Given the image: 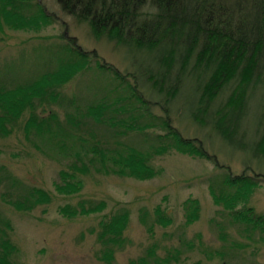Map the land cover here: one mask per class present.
I'll return each mask as SVG.
<instances>
[{"label":"rangeland","instance_id":"1","mask_svg":"<svg viewBox=\"0 0 264 264\" xmlns=\"http://www.w3.org/2000/svg\"><path fill=\"white\" fill-rule=\"evenodd\" d=\"M38 1L47 14L54 16L50 24L14 28L0 13V93L12 87L26 89L27 85L39 84L47 69L61 73L63 67L79 63L62 48L67 43L63 37L76 38L82 49L95 52L99 59L122 73L132 71L123 58L122 48L113 42L96 40L87 24L62 13L55 0ZM85 67L62 84L36 85L51 86V92L56 89L52 92L57 95L56 101L48 96L36 100L33 121L28 108L16 109L17 114L22 112L15 120L17 123L7 122L0 131V228L16 247L17 251L10 256L12 264H131L147 256L149 249L153 252L148 262L169 256L168 264H264L262 238L233 224L223 213V205L214 203L215 197L223 202L234 189L226 183L224 171L212 162L169 149L149 160L159 170L153 178L139 180L107 172L113 169L109 158L122 144L149 153L158 146L155 134L164 132L134 129L127 133L123 128H109L90 117H83L75 130L67 122L68 116L76 119L79 110L88 113L90 105L103 101L110 107L105 113L106 121L117 116L132 126L148 123L150 116L145 105L137 101L138 95L131 96L130 78L120 82L108 72L96 69L93 60ZM73 96L78 99L74 103L75 114L71 106H65V98ZM152 111L162 115L159 108ZM182 114V109H176L171 112V118L172 126L184 138L204 141L207 153L233 175L245 170V154L228 149L218 137L208 135V130ZM41 121L46 122L43 124L46 128L39 131ZM95 149L106 156L104 162L100 154L93 152ZM250 164L257 168L253 162ZM82 166L85 172L79 170ZM63 170L82 183L79 193L68 195L55 189V184H63L59 175ZM253 172L258 171L247 173L254 176ZM25 187L42 190L47 201L34 205L28 212L14 208L6 199L22 201ZM3 193H7L5 200L1 198ZM82 200L104 201L106 208L99 214H61V209L76 208ZM191 200L197 201L198 213L197 219L187 224L193 207ZM157 206H160L158 213ZM243 208L264 216L263 184L254 188L245 201L239 200L236 209ZM119 210L129 213L125 229L101 237L102 217ZM109 253L111 259H104ZM221 253L226 256H220Z\"/></svg>","mask_w":264,"mask_h":264},{"label":"trees","instance_id":"2","mask_svg":"<svg viewBox=\"0 0 264 264\" xmlns=\"http://www.w3.org/2000/svg\"><path fill=\"white\" fill-rule=\"evenodd\" d=\"M0 1V13L14 28L40 26L54 20V16L47 14L38 0ZM55 1L62 13L79 23L87 24L96 40L113 42L122 48L123 58L132 71L122 73L99 59L95 52L82 49L76 38L63 37L67 43L64 42L62 48L69 52L73 61H80L81 66L75 63L70 68L63 67L61 73L47 69L43 72V84H62L82 67L86 69L85 64L93 60L96 69L102 73L108 72L120 82L130 78L133 82L131 96L136 93L137 101L145 105V112L150 115L149 122L140 125H126L117 116L108 117L106 121L105 113L110 111V107L105 106L103 101L90 105L88 113L79 110L76 119L69 115L67 122L76 130L83 117H90L102 121L109 128H123L127 133L134 129L136 132L148 129L164 132L155 134L154 140L158 146L149 153L119 143L121 147L109 158L113 169L107 172L139 180L153 178L159 170L153 168L149 160L169 149L206 159L224 171L227 175L226 183L234 189L233 194H226L223 202L215 197L214 203L223 205V213L233 224L243 227L245 232L256 234L264 242V216L258 215L251 208L236 209L239 200L245 201L254 188L264 185V168L260 167L264 165V0ZM39 84L27 85L26 89L12 87L0 93V131L4 130L7 122L17 123L15 120L22 112L17 114L16 109L26 111L28 108L33 121L36 118V100H44L48 96L56 101L57 95L52 93L56 89L51 92V86L36 87ZM225 92L228 93L226 97ZM20 94L23 95L18 98ZM73 97L65 98V106H71L75 114L74 103L78 99ZM153 108H159L162 115L153 114ZM176 109H182L183 117L190 116L201 129L208 130V135L212 133L218 137L228 149L245 154V170L240 175H233L228 167L207 153L204 141L184 138L172 126L171 112ZM112 120H118V123ZM45 123L41 121L37 127L39 131L46 128L43 125ZM165 140L169 143L162 142ZM93 152L100 154L101 162L106 160V156L98 150ZM251 162L257 168H252ZM79 170L86 171L84 166ZM252 170L258 172H253L254 176L249 175L247 172ZM59 175L63 184H55L58 192L68 195L80 192L82 183L74 175L65 170L60 171ZM23 195L22 201H6L14 208L27 212L34 205L47 201V195L35 187H25ZM1 198L5 200L7 193L1 194ZM191 201L193 207L189 210L191 214L187 224L197 219L198 203L196 200ZM105 208L104 201L93 203L82 200L76 208L66 207L60 212L63 216H83L99 214ZM159 209L160 206H157L156 213ZM128 214L119 210L103 216L99 224L101 237L109 232L116 235L124 230ZM16 251L8 235L1 229L0 264H12L10 256ZM152 252L151 249L147 250V256L131 264L169 263V256L148 262ZM219 255L226 256L225 253ZM111 257L109 253L104 259Z\"/></svg>","mask_w":264,"mask_h":264},{"label":"bare ground","instance_id":"3","mask_svg":"<svg viewBox=\"0 0 264 264\" xmlns=\"http://www.w3.org/2000/svg\"><path fill=\"white\" fill-rule=\"evenodd\" d=\"M247 1H251V0H247Z\"/></svg>","mask_w":264,"mask_h":264}]
</instances>
